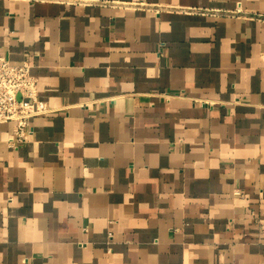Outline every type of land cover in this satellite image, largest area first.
Wrapping results in <instances>:
<instances>
[{
	"label": "crops",
	"instance_id": "1",
	"mask_svg": "<svg viewBox=\"0 0 264 264\" xmlns=\"http://www.w3.org/2000/svg\"><path fill=\"white\" fill-rule=\"evenodd\" d=\"M30 141L0 124V264H261L264 0H0Z\"/></svg>",
	"mask_w": 264,
	"mask_h": 264
},
{
	"label": "built area",
	"instance_id": "2",
	"mask_svg": "<svg viewBox=\"0 0 264 264\" xmlns=\"http://www.w3.org/2000/svg\"><path fill=\"white\" fill-rule=\"evenodd\" d=\"M50 110L48 103L39 97L38 77L31 73L30 62L15 63L0 52V124L14 123L9 144L15 147L30 141L33 117ZM256 225L264 235V213L256 217Z\"/></svg>",
	"mask_w": 264,
	"mask_h": 264
}]
</instances>
